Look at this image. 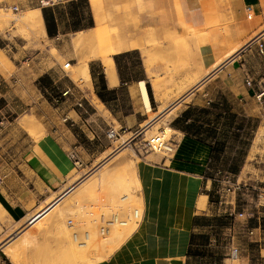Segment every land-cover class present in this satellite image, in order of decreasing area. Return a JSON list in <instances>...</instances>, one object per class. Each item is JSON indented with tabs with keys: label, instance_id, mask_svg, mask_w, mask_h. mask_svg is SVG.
<instances>
[{
	"label": "crops",
	"instance_id": "1",
	"mask_svg": "<svg viewBox=\"0 0 264 264\" xmlns=\"http://www.w3.org/2000/svg\"><path fill=\"white\" fill-rule=\"evenodd\" d=\"M58 1L3 0L2 3L13 11V6H17L19 11H39L43 15L44 7L54 10L53 5ZM166 1L152 0L153 4L147 8L139 4L140 15L132 21L119 13L110 14L108 18L102 12L101 2L90 0L95 24L76 33L127 22L139 25V32L132 38L135 44L116 49L112 54L113 78L103 61L95 58L88 63L89 88L74 82L71 86L62 85V89L69 87L71 92L57 105V118L46 112L38 115L40 126L35 132L38 135L42 131L41 135L35 137L21 128L27 135L22 142L1 144L13 147L14 152L11 162H0V216L15 223L11 231L26 225L31 216L61 196L38 223H42V231L38 224L29 225L22 238L16 236L5 247H0L1 264H15L9 252H5L11 244L19 245L30 239L36 248L39 243L48 246L50 252L57 247V256H61L74 246L79 233L84 232L88 238L89 231L108 232L110 226L117 224L128 226L115 230L130 227L133 230L111 253L87 264L194 263L193 238L212 214V162H223L218 151L226 152L232 133L238 134V105L245 109L244 115L248 117L247 107L257 94V87H264V54L258 47L264 41V0H175L177 11L185 20L180 19V22L191 32L186 37L189 39L186 66L173 69L170 64V72L162 65L147 64V56L138 45L142 36L153 32L151 26L168 25V16L161 8ZM157 5L161 8L159 11ZM249 7L254 9L252 18H247ZM42 18L47 35L44 16ZM216 29L220 32L218 41L198 39L207 32L216 33ZM244 46L246 48L241 50ZM236 48L240 50L232 54ZM256 54L260 61L255 58ZM173 61L175 65L176 59ZM260 74L263 77L258 82L246 83L247 78L253 80ZM141 82L148 92L150 110L143 101ZM221 89L223 95H218ZM187 92L180 102L168 109ZM224 104L226 110L221 111ZM110 127L117 130L116 138L107 136ZM166 129L170 131L168 140L173 150L168 154L153 152L146 145L148 133L155 130L165 133ZM126 148L132 151L126 161L115 156L100 164L104 157ZM73 152L78 161L71 157ZM103 167L111 172L104 181L98 176ZM134 175L139 186L132 189L130 186L126 192ZM122 176L127 179H121ZM77 187L81 191L76 192ZM78 198L86 204L72 203ZM81 200H85L84 203ZM135 204L139 207L133 208ZM135 213L137 219L132 221L129 215ZM253 217L241 227L233 224L231 228V252L233 248L238 249L231 264L251 262L250 253L237 241L242 230L264 234L261 222L252 224ZM10 232L2 227L0 242ZM103 239L107 238L103 236ZM61 259L57 261L63 262L66 258Z\"/></svg>",
	"mask_w": 264,
	"mask_h": 264
},
{
	"label": "rangeland",
	"instance_id": "2",
	"mask_svg": "<svg viewBox=\"0 0 264 264\" xmlns=\"http://www.w3.org/2000/svg\"><path fill=\"white\" fill-rule=\"evenodd\" d=\"M70 1L60 0L56 5H53L56 14L60 17L61 31L56 36L49 37L48 34L45 35L46 33L40 32L37 26L33 24L25 23L26 26L25 21L20 23V20L29 18L31 12L13 11L10 7L6 8L2 3L3 0H0V162H11L10 156L14 153L11 151L13 147L7 148L1 144L22 142L27 137L21 129L25 128L22 125L23 121L31 123L30 130L25 129L38 137L42 132L40 131L38 135L35 132L40 126L38 115L46 112V115L57 118V105L66 97L62 96V91L65 90L62 89V85L71 86V83L74 82L81 87L84 86L82 80L76 79L75 76L78 73L80 62L83 58L91 55V52L95 50V44L86 40L74 44L73 40L79 33L89 31L76 33L79 29L91 26V17L94 25L95 19L90 0H76L80 2L74 5L69 4ZM99 1L102 5V12L108 18L110 14L119 13L132 21H135L140 15L139 4H143L146 8L153 4L152 0ZM159 5L161 7L162 4L159 2ZM176 5L175 0H167L161 8L168 16V25L165 27L162 25L151 26L153 32L142 36L138 43L147 56V64L162 65L167 70L166 72L171 71L170 64L173 69H179L187 64L186 48L189 39L186 37L189 36L191 30L181 24L180 19L183 22L185 20L178 13ZM160 7L157 5V11L161 9ZM77 17L80 18L79 22L82 25L78 29L74 27ZM216 30V33L210 31V33L207 32L198 36V39L218 41L220 32L218 29ZM259 57L256 54L255 58L260 61ZM95 58L98 59V57H92L89 63ZM174 58L176 59L175 65H173ZM261 77H263L262 74L256 75L253 83L258 82ZM227 90L228 88H226ZM257 90L259 93L260 90H264V87H257ZM218 95H223L222 89ZM57 98L60 102H57ZM217 109L219 110V108ZM220 110H226L225 104ZM247 110L248 117L244 115L245 109L238 105V134L234 136L232 133L231 143L227 144L226 152L218 151V154L223 157V162H212L214 165L212 173H215L217 168L226 170L235 178H239L242 187L234 193L221 189L218 182L214 183L210 195L212 214L207 217L206 226L195 233L193 264H231L233 240L231 228L233 224L241 227L250 219L248 214L254 215L253 225L264 222V95L261 99L254 95ZM169 132L168 129L165 133L155 130L148 133L147 139L158 134L163 135L167 140L169 139ZM152 150L159 154L169 153L157 149ZM127 151L132 153L130 149ZM118 153L120 152L114 153L113 156ZM113 156L105 162H108ZM105 158L107 156L102 161ZM233 166L237 167V171L232 170ZM101 170H105V172L103 171L100 176ZM100 171L98 173L100 180L110 175L108 167H103ZM121 179L126 180L127 178L122 176ZM131 182L132 185L126 186V192L130 186L132 188L135 185L139 186V181L135 175ZM48 205L50 204L42 209L44 210ZM138 207L137 204L133 205V208ZM42 209L41 212H38L42 213L37 217H41L40 219L34 223L33 220L30 221L38 214L36 213L27 220L26 225L23 224L14 231L11 230L15 223L0 216V229L4 227L6 232L11 231L0 242V247H5L14 237L22 236L29 224L33 223L31 226H34L40 223L47 216L49 210L43 213ZM129 216L132 221L137 219L134 214ZM123 219L128 221L127 218ZM36 226L42 231V223ZM114 226H110L111 230L108 232L106 230L89 231L88 238L84 232L79 233L74 246L68 248L66 252H62L61 256H57V247H54L50 252L51 249L48 246L39 243L36 248L30 239L19 245L13 246L11 244L5 249V252H9L15 264H22V261L24 264H87L111 253L133 230V227L123 231L114 229L128 225L117 224ZM249 231L243 232L242 230L239 232L237 243L250 253V264H264V234H251ZM13 234L14 236L11 237ZM103 236L107 239H103ZM115 236L118 239L113 238ZM260 237L262 238L261 241L256 242L255 240ZM57 258L66 259L59 262Z\"/></svg>",
	"mask_w": 264,
	"mask_h": 264
},
{
	"label": "bare ground",
	"instance_id": "3",
	"mask_svg": "<svg viewBox=\"0 0 264 264\" xmlns=\"http://www.w3.org/2000/svg\"><path fill=\"white\" fill-rule=\"evenodd\" d=\"M42 14V13H41ZM39 11H32L31 12V15L29 16V18H25L24 20H20V23L21 21H25V23H30V24H33L35 26H37V28L40 30V32L42 33H45V27H44V23H43V18ZM162 14V13H161ZM25 17V16H24ZM22 17V18H24ZM147 17V16H146ZM165 18V17H164ZM15 21V20H14ZM104 21V20H103ZM163 21V20H162ZM166 21V20H165ZM147 22V21H146ZM17 23V21H16ZM144 23V22H143ZM167 23V22H166ZM23 24V23H22ZM21 25V24H20ZM26 25V24H25ZM100 25V24H99ZM105 25V24H104ZM27 26V25H26ZM31 27V26H30ZM139 32V25L138 26H134L132 25L131 23H127V22H117L116 24L112 25L111 27H107V26H99L93 30H89L87 31L86 33H79L75 39L73 40L74 44H78V43H82L84 40L86 41H90L92 43L95 44V50H93L91 52V55H89L88 57H85L82 59V61L80 62V67L78 69V73L76 74L75 78L76 79H81L82 80V84L84 85L83 87H87L89 88L91 86V82H90V71H89V60L93 57H98V58H101L106 69H107V72L108 74L110 75L111 78L114 77V62H113V59H112V54L115 52L116 49H120V48H123L125 46H131V45H134L135 42L134 40H132L133 36ZM139 41V40H137ZM77 46V45H76ZM75 46V47H76ZM241 46V45H240ZM94 48V47H93ZM127 49V48H126ZM240 49V48H239ZM239 49H234L232 50V54H234L235 52H238ZM124 50V49H123ZM79 59V58H78ZM78 63V62H77ZM81 82V81H80ZM140 86L142 88V94H143V101L145 103V106L147 108V110H150L151 109V104H150V100H149V96H148V92L146 90V87L144 85V82H141L140 83ZM23 127L27 128L30 130L31 128V123H29L28 121H23L22 123ZM158 135V134H157ZM155 135V136H157ZM155 136H152V137H155ZM123 150V149H122ZM125 150V149H124ZM128 149L126 148L125 151H121L120 153H118L117 155H115L117 158H120V159H128L130 156L128 153L129 151H127ZM113 156V157H115ZM115 159V158H114ZM119 159V160H120ZM132 160V159H131ZM111 162V161H110ZM124 162V161H123ZM128 162V161H127ZM122 164V163H121ZM131 165V164H130ZM132 166V165H131ZM119 167V166H118ZM103 171L105 172V170H101L99 175L100 174H103ZM111 173V172H110ZM101 176V175H100ZM104 176V175H102ZM91 177V176H90ZM88 179H91V178H88ZM188 179V178H187ZM85 181V179H84ZM104 181V179H103ZM193 181V179H192ZM91 182V181H89ZM88 185L90 186L91 183ZM94 183V182H93ZM102 183V182H101ZM84 183H82L83 185ZM79 186H81L79 184ZM87 187V185H84ZM83 187V186H82ZM189 187V185H188ZM78 188V187H77ZM80 188V187H79ZM78 190H76V192L78 191H81V188ZM87 188H90V187H87ZM83 187V191L84 189H86L87 193H88V189ZM190 188V187H189ZM196 188V187H195ZM132 189V187L130 188ZM129 190V189H128ZM190 190V189H189ZM82 191V192H83ZM187 191V190H186ZM75 193V192H74ZM80 194V193H79ZM84 194V192H83ZM82 194V195H83ZM86 194V193H85ZM193 194V193H192ZM73 195V194H72ZM75 196V195H74ZM81 196V194L79 195ZM85 196V195H83ZM190 196V195H189ZM191 197V196H190ZM71 198V197H70ZM206 198V197H205ZM82 199V198H81ZM189 199V198H187ZM191 199V198H190ZM201 199V197L199 198ZM66 200V199H65ZM70 200V199H69ZM86 200V198H85ZM83 200V201H85ZM75 201H78L79 204L78 205H81L82 203L80 202L79 198L78 200H75ZM72 202V203H75ZM82 201V200H81ZM82 201V202H83ZM87 202H89V200L87 199ZM186 202V201H185ZM189 202V201H188ZM81 203V204H80ZM84 203V202H83ZM58 204V203H57ZM69 204V203H68ZM86 204V203H84ZM84 204H82L84 206ZM77 205V206H78ZM186 205V204H185ZM190 205V204H189ZM195 205V204H194ZM203 204H201V207H202ZM72 206V204H71ZM187 206V205H186ZM196 207V205L194 206ZM79 208V206L77 207ZM67 209V208H66ZM69 209V208H68ZM73 210V208H71ZM68 211V210H67ZM43 216V215H42ZM41 218V217H40ZM40 218H36L34 219L32 222H36L38 219ZM32 223V224H33ZM32 224H29V225H32ZM192 224V223H191ZM175 228V227H174ZM19 229V228H18ZM26 229V228H25ZM28 229V228H27ZM26 229V230H27ZM25 230V231H26ZM177 230V229H176ZM24 231V232H25ZM183 231V230H182ZM24 232L22 234H24ZM176 232V231H174ZM179 234V232H178ZM181 234V233H180ZM25 235V234H24ZM22 235L21 238L24 236ZM173 234L171 233V236ZM175 235V234H174ZM173 235V236H174ZM183 235V234H182ZM175 237V236H174ZM173 238V237H172ZM176 238V237H175ZM171 239V238H170ZM179 239V238H178ZM181 239V238H180ZM169 241V240H168ZM181 242V241H180ZM172 243V242H171ZM176 243V242H175ZM184 245V244H183ZM174 246V245H173ZM168 249V248H167ZM177 249V248H176ZM185 249V247L183 248ZM171 250V249H170ZM168 250V251H170ZM174 250V249H173ZM178 250V249H177ZM175 253V252H173ZM173 253H171L173 255ZM181 253V252H180ZM179 253V254H180ZM186 253V252H185ZM170 254V255H171ZM178 254V255H179ZM153 260V259H152ZM154 261V260H153ZM152 264V263H151ZM154 264V263H153Z\"/></svg>",
	"mask_w": 264,
	"mask_h": 264
},
{
	"label": "built area",
	"instance_id": "4",
	"mask_svg": "<svg viewBox=\"0 0 264 264\" xmlns=\"http://www.w3.org/2000/svg\"><path fill=\"white\" fill-rule=\"evenodd\" d=\"M13 9L15 11L19 10L17 6H13ZM247 9H248L247 10V18H252L254 16V9L252 7H249ZM256 38H257V36L254 39H256ZM252 41H250V42H252ZM258 47H259V52L261 54H264V41L260 42L258 44ZM246 83L248 85H252L253 80L250 78H247ZM70 92H71V88H66L64 91H62V96L65 97L68 94H70ZM256 95H257L258 99H261L262 96L264 95V90H260L259 93H257ZM57 102H60L59 98H57ZM107 136L111 139L116 138L118 136V132L115 128L110 127L107 131ZM146 145L152 149H157L160 151L162 150V151L171 152L173 150V144L171 142H169L168 139L166 140L163 137V135H157L155 137H151V138L147 139ZM71 157L75 161H78L76 153L73 152ZM1 180H2V175L0 174V181ZM213 181L218 182L221 185V189L227 190V191H232L234 193L242 187V184H241V181L239 180V178H235V176L233 174H231L230 172L223 170L221 168H217L215 170ZM137 215H138L137 213L134 214V216L136 218H137ZM251 216H252V214H248V217H251ZM249 232L251 234L253 233L252 230H250ZM237 254H238V249L233 248L231 255L233 257H236ZM0 264H1V260H0Z\"/></svg>",
	"mask_w": 264,
	"mask_h": 264
},
{
	"label": "trees",
	"instance_id": "5",
	"mask_svg": "<svg viewBox=\"0 0 264 264\" xmlns=\"http://www.w3.org/2000/svg\"><path fill=\"white\" fill-rule=\"evenodd\" d=\"M80 1H76V0H71L69 4L74 5L79 3ZM43 11V16H44V20H45V25H46V30H47V34L49 35V37H54L59 33V26H60V17L54 13L53 7H44L42 9ZM80 18L77 17V20L74 22V27H77L76 29L80 28L82 25L80 24ZM91 26H93V18L91 17ZM148 87V91L150 93L151 89H150V85L147 86ZM100 95V93H99ZM233 171H237V167L233 166L232 167ZM214 177V175H213ZM215 183V181H214ZM211 195V193H210ZM262 226L264 227V222H261ZM195 238H196V234L195 237L193 238V244L195 242ZM193 254H195V250L193 247Z\"/></svg>",
	"mask_w": 264,
	"mask_h": 264
},
{
	"label": "water",
	"instance_id": "6",
	"mask_svg": "<svg viewBox=\"0 0 264 264\" xmlns=\"http://www.w3.org/2000/svg\"><path fill=\"white\" fill-rule=\"evenodd\" d=\"M247 45H249V43L247 44ZM246 45V46H247ZM246 46H244L241 50H243V49H245L246 48ZM206 79V78H205ZM204 79V80H205ZM192 90H190L189 92H191ZM189 92H187L185 95H183L181 98H179L177 101H175L173 104H171L170 106H169V108L168 109H170V108H172L173 106H175L178 102H180ZM164 113V112H163ZM114 155V153H112V154H110L107 158H105L100 164H102L103 162H105L107 159H109L111 156H113ZM99 164V165H100ZM98 165V166H99ZM97 167V166H96ZM95 167V168H96ZM61 197V196H60ZM60 197H58L57 199H55L50 205H48L42 212H44V211H46V210H48L55 202H57V200L60 198ZM41 213H38L34 218H32L30 221H32V220H34L35 218H37L39 215H40ZM14 236V234L11 236V237H13Z\"/></svg>",
	"mask_w": 264,
	"mask_h": 264
}]
</instances>
